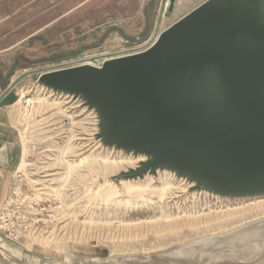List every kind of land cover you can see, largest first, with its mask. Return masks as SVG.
Masks as SVG:
<instances>
[{
  "label": "rangeland",
  "instance_id": "1",
  "mask_svg": "<svg viewBox=\"0 0 264 264\" xmlns=\"http://www.w3.org/2000/svg\"><path fill=\"white\" fill-rule=\"evenodd\" d=\"M200 1L169 14L170 0H0V99L23 96L0 107V211L17 172L52 206L40 236L0 233V264H264V194H218L163 167L120 177L148 157L107 144L81 95L38 80L145 48Z\"/></svg>",
  "mask_w": 264,
  "mask_h": 264
},
{
  "label": "water",
  "instance_id": "2",
  "mask_svg": "<svg viewBox=\"0 0 264 264\" xmlns=\"http://www.w3.org/2000/svg\"><path fill=\"white\" fill-rule=\"evenodd\" d=\"M38 80L81 95L107 144L148 157L120 177L163 167L218 194H264V0H202L142 51Z\"/></svg>",
  "mask_w": 264,
  "mask_h": 264
},
{
  "label": "built area",
  "instance_id": "3",
  "mask_svg": "<svg viewBox=\"0 0 264 264\" xmlns=\"http://www.w3.org/2000/svg\"><path fill=\"white\" fill-rule=\"evenodd\" d=\"M146 45V47L144 46L145 48L137 46L129 49L128 53L125 52L115 56L142 51L149 46L148 43ZM111 57H83L63 67L86 63L100 66L105 59ZM48 89H50L52 94L59 91L49 86ZM23 176L22 172H17L15 175L9 196L0 211V233L16 242L26 238L31 239V237L36 238L40 236L42 233V225L52 215L50 213L52 211L51 204L41 198V195L35 191L26 189L22 183Z\"/></svg>",
  "mask_w": 264,
  "mask_h": 264
},
{
  "label": "bare ground",
  "instance_id": "4",
  "mask_svg": "<svg viewBox=\"0 0 264 264\" xmlns=\"http://www.w3.org/2000/svg\"><path fill=\"white\" fill-rule=\"evenodd\" d=\"M22 98H23V96H21V98H19L17 101H15L14 103H13V105H16V104H19L20 102H21V100H22ZM44 99V98H43ZM37 100H39V101H37ZM36 101L37 102H40V101H42L41 99H36ZM35 102V101H34ZM39 105V104H38Z\"/></svg>",
  "mask_w": 264,
  "mask_h": 264
}]
</instances>
